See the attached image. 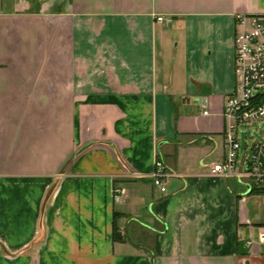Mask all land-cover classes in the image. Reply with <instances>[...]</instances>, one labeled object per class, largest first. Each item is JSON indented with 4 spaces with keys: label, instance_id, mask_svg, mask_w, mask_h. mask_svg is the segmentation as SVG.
<instances>
[{
    "label": "crops",
    "instance_id": "crops-1",
    "mask_svg": "<svg viewBox=\"0 0 264 264\" xmlns=\"http://www.w3.org/2000/svg\"><path fill=\"white\" fill-rule=\"evenodd\" d=\"M239 13L264 0H0V264H264L263 192L210 172Z\"/></svg>",
    "mask_w": 264,
    "mask_h": 264
},
{
    "label": "built area",
    "instance_id": "built-area-1",
    "mask_svg": "<svg viewBox=\"0 0 264 264\" xmlns=\"http://www.w3.org/2000/svg\"><path fill=\"white\" fill-rule=\"evenodd\" d=\"M235 34V72L236 91L227 98L225 116L226 158L211 166V174L223 176L248 177L257 188H264V145L257 142L253 145V154L246 170L237 173L239 150L242 147L238 136V128L243 124L264 120V97L257 99L259 89L264 87V14L236 15ZM159 22H170V18L156 17ZM208 113V111H205ZM170 175L166 163L157 157L152 179L154 185L162 192L167 187L165 178ZM127 194L125 188H117L115 200L121 201ZM264 196V193H263ZM249 244L251 242H248Z\"/></svg>",
    "mask_w": 264,
    "mask_h": 264
},
{
    "label": "rangeland",
    "instance_id": "rangeland-1",
    "mask_svg": "<svg viewBox=\"0 0 264 264\" xmlns=\"http://www.w3.org/2000/svg\"><path fill=\"white\" fill-rule=\"evenodd\" d=\"M176 42L177 41H170V50H172V51L174 50V48L176 47ZM263 90H264V87L259 89V91H262V92H263ZM255 127H257V128H255ZM252 129H254V130H252ZM252 129H251L250 133H248V134H246L244 132L240 133V138H241V141L243 143V147L240 148L238 155H241L242 150L247 146V144L252 142L254 139L260 140L261 142L264 143V135L259 130L258 124L252 126Z\"/></svg>",
    "mask_w": 264,
    "mask_h": 264
},
{
    "label": "trees",
    "instance_id": "trees-1",
    "mask_svg": "<svg viewBox=\"0 0 264 264\" xmlns=\"http://www.w3.org/2000/svg\"><path fill=\"white\" fill-rule=\"evenodd\" d=\"M263 97H264V94H258L257 95V99H262ZM257 191L264 193V188H260V189L257 188Z\"/></svg>",
    "mask_w": 264,
    "mask_h": 264
}]
</instances>
